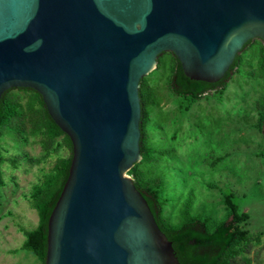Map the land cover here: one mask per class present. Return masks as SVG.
<instances>
[{
	"label": "water",
	"instance_id": "1",
	"mask_svg": "<svg viewBox=\"0 0 264 264\" xmlns=\"http://www.w3.org/2000/svg\"><path fill=\"white\" fill-rule=\"evenodd\" d=\"M255 40L264 0H0V100L35 90L73 144L45 264H181L128 175L143 158L141 81L170 52L217 83Z\"/></svg>",
	"mask_w": 264,
	"mask_h": 264
},
{
	"label": "rangeland",
	"instance_id": "2",
	"mask_svg": "<svg viewBox=\"0 0 264 264\" xmlns=\"http://www.w3.org/2000/svg\"><path fill=\"white\" fill-rule=\"evenodd\" d=\"M168 60V58L166 59ZM256 62L249 59L248 78L233 73L222 101L204 98L186 114L179 110L175 97L166 84V70L147 76L159 99L152 119L157 128L151 130L154 144L161 149H173L157 166L167 180L165 196L172 198L165 214L174 222L189 194L193 195V211L203 207L217 219L226 213L222 204L225 193H232L234 201L250 216L247 228L251 233H263L262 244L256 245L250 258L252 264H264V161L258 152L264 139L255 128V102L263 93L264 80L258 77ZM5 156L25 154L40 159L44 152L37 138L17 143L11 138L2 140ZM67 152L58 148L46 161L31 165L23 161L17 170L6 162L0 180V264H41L26 252L13 253L25 241L20 226L33 229L38 225L37 212L26 196L40 182L60 156ZM15 178V181L12 178ZM213 184L214 187L209 186Z\"/></svg>",
	"mask_w": 264,
	"mask_h": 264
},
{
	"label": "trees",
	"instance_id": "3",
	"mask_svg": "<svg viewBox=\"0 0 264 264\" xmlns=\"http://www.w3.org/2000/svg\"><path fill=\"white\" fill-rule=\"evenodd\" d=\"M168 58V60H166ZM249 59L256 62L258 77L264 80V42H248L238 55L226 76L217 83L195 81L187 77L178 58L170 52L164 53L158 60L157 68L150 73L166 70V84L171 93L177 97L179 110L184 115L196 103L204 98H217L222 101L228 89V80L233 73L243 78L253 75L246 72ZM149 74V75H150ZM142 106L141 118V152L142 160L128 175L133 177L137 189L145 196L161 230L172 242L176 256L181 264H252L250 258L253 248L262 244L263 233H251L244 225L249 223L250 216L242 211L234 201L232 193H225L222 204L226 206L225 215L217 219L213 213L201 208L193 211L194 198L189 194L180 210L178 222L165 214L166 205L172 200L165 196L167 190L166 176L157 169L165 156L171 157L173 149H161L154 144L151 130L157 125L152 119L154 108L159 104L155 91L150 86L147 76L140 85ZM257 120L255 128L264 139V90L255 102ZM29 137L38 139L44 152L40 159H30L25 154L5 156L2 140L11 138L17 143H28ZM68 154L60 156L48 173L39 183L33 186L27 197L30 206L37 212L39 222L33 229L20 226L25 241L20 248L13 251L26 252L36 257L41 264L46 263L48 252V222L61 196L73 158V144L53 121L42 96L32 89H11L4 93L0 100V180L2 166L8 162L17 170L23 161L31 165L46 161L58 149ZM264 161V148L258 152ZM173 157V156H172ZM15 181V178H12ZM209 186L214 187L213 184Z\"/></svg>",
	"mask_w": 264,
	"mask_h": 264
}]
</instances>
